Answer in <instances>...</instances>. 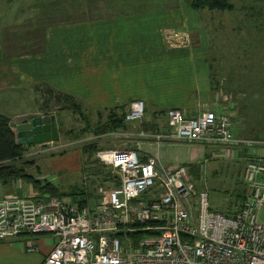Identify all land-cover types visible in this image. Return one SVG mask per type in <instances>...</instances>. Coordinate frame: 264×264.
I'll return each instance as SVG.
<instances>
[{
    "label": "built area",
    "instance_id": "1",
    "mask_svg": "<svg viewBox=\"0 0 264 264\" xmlns=\"http://www.w3.org/2000/svg\"><path fill=\"white\" fill-rule=\"evenodd\" d=\"M143 102L127 104L123 121L139 123ZM167 131L150 136L162 142L204 147L252 148L262 141L231 137L230 110H205L191 118L163 112ZM133 134H129L131 137ZM138 138L148 137L143 131ZM97 164L117 179L98 183L84 206L45 196L0 197V241L49 234L54 242L39 264H264V224L255 212L264 205V164L248 160L241 170L244 199L230 216L211 211L206 188L195 192L183 166L171 171L134 149L94 153ZM196 197L190 209L186 201ZM27 252H36L28 244Z\"/></svg>",
    "mask_w": 264,
    "mask_h": 264
},
{
    "label": "rangeland",
    "instance_id": "2",
    "mask_svg": "<svg viewBox=\"0 0 264 264\" xmlns=\"http://www.w3.org/2000/svg\"><path fill=\"white\" fill-rule=\"evenodd\" d=\"M53 1L63 0H0V61L11 58L16 60L14 65L19 66L22 62L19 58L42 49L44 33L51 27L68 25V29L74 30L81 22L138 16L136 18L143 19V24L151 28L157 17L171 14L194 25L190 30H193L196 64H203L209 72L217 89L219 107L231 109L233 113L232 139L264 138V0H226L231 9L223 11L191 10L186 3L193 0H80L79 9L62 14L50 11L49 4ZM62 15H70L77 21L57 23ZM192 18L194 22H191ZM83 26L88 28L89 25ZM63 105L48 98L42 88L13 90L5 85L0 88V114L20 116L11 119L13 129L18 121L31 115L50 113L54 116L57 140L41 146L49 147L47 151L39 152L40 145L27 147L23 160L34 163L33 167L26 169L27 173L40 181L54 180L53 185L59 191L67 192L69 177L77 183L75 186L82 185L79 172L83 167L87 170L92 164L95 168H102L97 162L93 163V157L90 161L84 159L80 152L82 145L96 142L101 147L99 149L117 148L121 147L124 139L116 134L94 138L89 133L72 139L65 132L78 131L84 125L69 108L60 109ZM81 111L91 126L98 121L103 123L106 116V112L95 114L90 108L82 107ZM143 112H146L144 106ZM237 150L231 146L200 147L192 165L186 164L190 167L188 173L195 192L206 188L212 211L226 212L237 203V193L243 191L244 185L240 180L243 161L237 157ZM107 171L104 168L103 175ZM98 183L101 182L88 175L84 188L91 192ZM75 198L69 196L65 201H75ZM195 200L196 197L192 196L186 201L188 209ZM255 219L257 223L264 224V205L256 210ZM34 236L48 238L49 234L26 236L30 244Z\"/></svg>",
    "mask_w": 264,
    "mask_h": 264
},
{
    "label": "crops",
    "instance_id": "3",
    "mask_svg": "<svg viewBox=\"0 0 264 264\" xmlns=\"http://www.w3.org/2000/svg\"><path fill=\"white\" fill-rule=\"evenodd\" d=\"M136 17L81 22L74 30L68 29V25L49 28L44 33L42 49L19 58L22 61L19 66L11 58L0 61V88L5 85L13 90L49 89L53 94L69 96L79 108H90L95 114L121 106L125 111L130 101L140 100L146 111L140 122L111 134L123 138L121 147L134 148L140 159L153 158L156 166L165 171L180 165L188 173L190 167L186 164L192 165L199 148L204 146L184 142L156 145L150 136L167 131L163 118L167 109L179 110L187 118L212 108L223 110L217 103V89L204 65L196 64L193 30H190L193 24L169 14L157 17L149 28L143 19ZM17 117L20 116L9 118ZM139 131L148 137L138 138L135 134ZM129 134L133 135L128 137ZM237 139L262 141L264 138ZM112 148L115 146L109 149ZM237 149L243 165L248 160L264 164V145ZM47 150L49 147H41L38 151ZM79 174L83 180L85 176L81 171ZM69 179L68 190L77 185L72 182L73 178ZM0 191V197H26L36 193L21 181L0 183ZM31 239L36 248L33 253L26 250L30 244L26 236L0 241V264H39L54 238L49 235Z\"/></svg>",
    "mask_w": 264,
    "mask_h": 264
},
{
    "label": "trees",
    "instance_id": "4",
    "mask_svg": "<svg viewBox=\"0 0 264 264\" xmlns=\"http://www.w3.org/2000/svg\"><path fill=\"white\" fill-rule=\"evenodd\" d=\"M79 2L80 0H63L62 2L53 1L50 2L49 9L51 12H58L59 14L65 13L66 11H76L77 9H79ZM186 4L188 8L194 11L203 9L207 11H223L231 9L230 4H228L226 0H193L187 2ZM62 17L63 18H60L57 23H69L77 21V18L72 17L70 15H62ZM103 19L104 18L100 20ZM44 93L48 96V98L52 99L53 102L57 104L63 103L64 105L60 109L69 108L71 112H73L77 116V118L83 123L84 126L78 131L74 132L73 130H67L65 132V134L71 137L72 139H77L81 137L84 133H89L94 138H99L107 134L118 132L119 130H122L126 127V124L123 121L124 108L122 106L119 108H112L108 110L103 123L98 121L94 126H91L79 106L75 104L69 96L60 93L53 94L49 89H45ZM237 119L239 120V117ZM30 146L33 145H19L16 143L11 119L5 115L0 114V183L2 185H5L11 181H21L24 184H28L31 186V188L36 193L35 195H31L30 197L36 199L48 196L65 200L64 197L69 198V196H76L77 199L75 201H78L76 203L78 206H84L92 197L89 192L90 190L84 188L88 175L98 179L101 183L113 182V185H117V179L113 178V176L110 175L108 172L107 174L103 175V167L99 169L95 168L91 164V166H89V169L84 170L83 167L81 170L82 175H84L85 178L82 180V185L80 187L76 186L70 188L67 192H60L58 188L53 184H50L46 181H40L36 179L33 175L26 172V169L28 167L34 166V163L23 160V156L26 152L25 150L27 147ZM41 146H44V144H41L40 147ZM97 150L100 149L96 142L84 144L80 147V152L84 156V159L90 161L91 157H93V163L97 162L94 158V153ZM90 168L92 169L90 170ZM34 169H36V172H38L37 167H35ZM236 197L238 199L237 203H234L232 207H229L226 212H222L226 214V216L232 215V213H234L238 209L244 199V190L241 194L237 193Z\"/></svg>",
    "mask_w": 264,
    "mask_h": 264
},
{
    "label": "water",
    "instance_id": "5",
    "mask_svg": "<svg viewBox=\"0 0 264 264\" xmlns=\"http://www.w3.org/2000/svg\"><path fill=\"white\" fill-rule=\"evenodd\" d=\"M28 130L25 132L24 130ZM16 143L19 145H41L57 140V129L55 126L54 117L50 114L42 116H34L30 118V122L14 126ZM26 136L25 140L21 139Z\"/></svg>",
    "mask_w": 264,
    "mask_h": 264
},
{
    "label": "flooded vegetation",
    "instance_id": "6",
    "mask_svg": "<svg viewBox=\"0 0 264 264\" xmlns=\"http://www.w3.org/2000/svg\"><path fill=\"white\" fill-rule=\"evenodd\" d=\"M46 113H43V114H41V115H39V116H42V115H45ZM34 116H37V115H31L30 117H28V118H26V119H22V120H20V121H18L19 122V124H22V123H28V122H30V118H32V117H34ZM15 126V125H14ZM25 132H28V130H24ZM27 137L26 136H22L21 137V139H23V140H25Z\"/></svg>",
    "mask_w": 264,
    "mask_h": 264
}]
</instances>
